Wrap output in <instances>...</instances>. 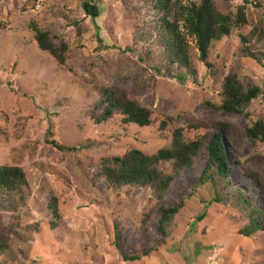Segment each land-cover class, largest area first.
<instances>
[{
    "label": "rangeland",
    "instance_id": "obj_1",
    "mask_svg": "<svg viewBox=\"0 0 264 264\" xmlns=\"http://www.w3.org/2000/svg\"><path fill=\"white\" fill-rule=\"evenodd\" d=\"M83 1L0 0V166L19 167L27 182L22 205L15 194L9 199L18 203L14 210L0 207V264H264V223L241 235L248 217L237 197L241 191L264 216V145L246 135L264 121V11L253 0H215L223 14L244 5L247 24L210 44V70L178 23L188 74L169 64L167 31L149 0H92L99 8L97 37ZM32 26L47 31L55 46L67 44L65 65L38 48ZM239 36L251 57L242 53ZM230 72L261 91L242 113L218 109ZM106 88L150 110L151 124L124 125L115 114L96 125L91 113ZM218 124L229 128L226 180L213 174L199 182L206 148L161 200L147 188L111 187L97 176L104 158L130 150L152 155L170 147L177 129L187 141L212 135ZM50 140L79 149L59 151ZM159 170L171 174L169 164ZM51 198L59 219L48 209ZM180 201L184 206L162 240L158 208ZM135 255L140 260L122 258Z\"/></svg>",
    "mask_w": 264,
    "mask_h": 264
},
{
    "label": "trees",
    "instance_id": "obj_2",
    "mask_svg": "<svg viewBox=\"0 0 264 264\" xmlns=\"http://www.w3.org/2000/svg\"><path fill=\"white\" fill-rule=\"evenodd\" d=\"M232 2L234 0H222ZM153 10L160 13L159 21L167 31L166 48L171 51L170 65L177 64L190 74V57L187 52L185 36L179 32L178 23L186 30L189 36L195 39V45L199 52V60L210 70L211 64L207 61L208 50L212 42H217L225 36H229L233 29H238L247 24L244 5L236 8L234 15L223 14L215 7V0H198L196 3L183 4V0H149ZM247 4V2H244ZM254 8L264 11V0H253ZM84 13L94 24L99 17V8L92 0H85L81 3ZM95 35L98 36V28L94 24ZM34 39L41 51L47 52L59 65H65L67 44L60 42L55 46L49 39V33L35 26H32ZM254 32H257L255 29ZM243 48L242 53L251 57L245 45L246 39L239 36ZM264 39V30L262 31ZM98 44L101 40L97 38ZM178 75V77H180ZM261 93L260 89L252 84L246 87L241 84L238 76L230 72L222 82V100L219 110L229 113H242L251 101L256 99ZM100 108V112L98 109ZM115 114L121 116V123L132 124L138 127H148L151 124V112L137 101L129 98L126 94H118L116 90L106 88L102 92L101 98L94 104L91 118L96 125L105 123ZM225 124H218L212 135H202L193 140L185 141L182 130L173 132L172 141L169 148L160 149L152 155H147L139 150H130L122 156L104 158L101 160L100 169L97 176L103 178L111 187H137L147 188L157 200H161L168 190L173 179L185 169L192 166L193 160L199 155L203 148H206L207 163L202 170L199 182L202 184L211 178V175L226 180L230 170V163L226 153L224 143V132L228 130ZM49 134V132L47 133ZM246 135L251 144L261 143L264 145V121L259 119L246 129ZM49 144L59 151L76 152L79 148H64L50 140ZM169 164L171 174H164L159 170L161 165ZM27 187L24 172L19 167L0 166V207L3 209H15L18 203L14 204L9 199L12 195H19V204H23L21 197L24 188ZM4 197L8 201L3 202ZM237 197L246 211L248 217L247 225L239 231L246 237L258 232L264 223L262 212L256 208L252 202L237 191ZM184 202L180 201L171 206H160L158 208L157 231L162 240L167 237V227L175 215L183 208ZM48 209L51 215L59 219L57 200L51 198ZM7 248V247H6ZM3 249L0 240V251ZM124 261H138L139 255L123 256Z\"/></svg>",
    "mask_w": 264,
    "mask_h": 264
}]
</instances>
